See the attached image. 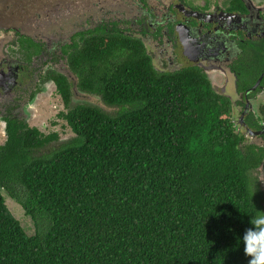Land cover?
I'll return each mask as SVG.
<instances>
[{"label": "trees", "instance_id": "obj_1", "mask_svg": "<svg viewBox=\"0 0 264 264\" xmlns=\"http://www.w3.org/2000/svg\"><path fill=\"white\" fill-rule=\"evenodd\" d=\"M116 27L91 23L51 45L44 35L5 39L27 62L57 43L77 90L114 109L70 106L74 83L52 67L29 99L52 81L73 136L42 132L23 113L4 117L0 264H248L242 237L264 215L251 175L262 153L243 143L199 68H154L142 40Z\"/></svg>", "mask_w": 264, "mask_h": 264}, {"label": "flooded vegetation", "instance_id": "obj_2", "mask_svg": "<svg viewBox=\"0 0 264 264\" xmlns=\"http://www.w3.org/2000/svg\"><path fill=\"white\" fill-rule=\"evenodd\" d=\"M92 3L100 12L96 20L88 18L87 27L91 23L109 25L114 21L118 30L142 40L154 68L174 71L193 66L205 74L212 89L228 101L236 131L251 139L243 143L255 145L262 153L255 171L264 191V182L260 183L264 181V0H93ZM10 4L12 1L0 0V29L10 30L0 37L1 41L29 34L18 26L16 16L9 11ZM120 6L128 7L132 15L123 18L115 9ZM122 21L126 25L121 26ZM10 32L14 34L9 35ZM52 40L59 39L46 38L48 44ZM49 46L48 51L27 62L1 44L0 120L4 124L9 113H22L25 106L32 104L39 92L29 99L31 89L46 68L62 71L74 83L70 104H93L91 99L95 95L77 90L76 77L70 74L61 47L57 43L56 47ZM33 76L35 81L31 84Z\"/></svg>", "mask_w": 264, "mask_h": 264}, {"label": "rangeland", "instance_id": "obj_3", "mask_svg": "<svg viewBox=\"0 0 264 264\" xmlns=\"http://www.w3.org/2000/svg\"><path fill=\"white\" fill-rule=\"evenodd\" d=\"M12 1L9 11L16 16L18 26L26 29L25 31L32 36L44 35L46 38L57 36L59 40H66L70 37L73 30L87 27L86 21L89 17L96 20V16L100 12V8L94 6L93 0H6ZM99 6V4H98ZM123 18H129L132 13L128 7H115ZM92 21V22H93ZM91 25V24H90ZM126 25L121 22V26ZM8 30L0 29V37L7 35ZM40 33V35H39ZM13 35V32L8 33ZM11 36L10 38H12ZM52 42H54L52 40ZM4 48H8V40H0ZM10 50V49H9ZM44 89L39 92L32 101V104L25 106L22 113L25 115L26 121L31 126H36L40 131L48 133L55 130L59 133L60 139L66 140L73 136L70 129L65 126L63 120L58 119L57 113L64 110L60 96L55 92V84L46 83ZM93 104L103 106L97 97H92ZM75 103L70 104V106ZM104 108V106H103ZM113 111L114 108H104ZM58 119V120H57ZM57 120V121H56ZM56 123L53 124V122ZM4 122L0 120V143L5 140ZM251 139L245 138V142ZM258 172H253L255 180H257ZM262 182L260 181L261 185ZM263 188V185H262ZM6 196V195H5ZM5 202L11 213L19 220L23 229L28 234L33 233V224L31 219L24 213L23 209L14 200L6 197Z\"/></svg>", "mask_w": 264, "mask_h": 264}, {"label": "clouds", "instance_id": "obj_4", "mask_svg": "<svg viewBox=\"0 0 264 264\" xmlns=\"http://www.w3.org/2000/svg\"><path fill=\"white\" fill-rule=\"evenodd\" d=\"M249 223L252 227L242 237L244 252L251 257L248 264H264V215L253 216Z\"/></svg>", "mask_w": 264, "mask_h": 264}]
</instances>
